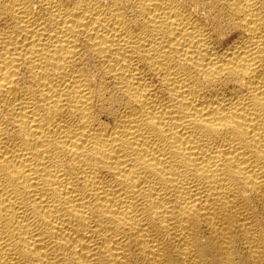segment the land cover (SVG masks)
Segmentation results:
<instances>
[{
	"label": "bare ground",
	"instance_id": "bare-ground-1",
	"mask_svg": "<svg viewBox=\"0 0 264 264\" xmlns=\"http://www.w3.org/2000/svg\"><path fill=\"white\" fill-rule=\"evenodd\" d=\"M0 264H264V0H0Z\"/></svg>",
	"mask_w": 264,
	"mask_h": 264
}]
</instances>
